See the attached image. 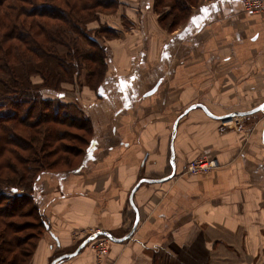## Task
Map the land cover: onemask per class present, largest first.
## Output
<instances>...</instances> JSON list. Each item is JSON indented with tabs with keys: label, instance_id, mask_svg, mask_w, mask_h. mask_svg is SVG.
I'll use <instances>...</instances> for the list:
<instances>
[{
	"label": "crops",
	"instance_id": "0c3cea01",
	"mask_svg": "<svg viewBox=\"0 0 264 264\" xmlns=\"http://www.w3.org/2000/svg\"><path fill=\"white\" fill-rule=\"evenodd\" d=\"M122 2L128 27L111 22L118 37L101 41L106 79L65 99L92 141L76 169L40 178L47 228L29 264L77 250L57 264H264V110L250 114L264 104V15L193 0L173 29L154 0ZM204 156L218 167L187 174ZM87 230L133 234L98 236L99 259L80 247Z\"/></svg>",
	"mask_w": 264,
	"mask_h": 264
},
{
	"label": "trees",
	"instance_id": "16d2710c",
	"mask_svg": "<svg viewBox=\"0 0 264 264\" xmlns=\"http://www.w3.org/2000/svg\"><path fill=\"white\" fill-rule=\"evenodd\" d=\"M118 2L0 0V264H29L46 230L36 177L74 168L90 145L93 126L81 108L45 94L103 83L109 52L101 41L116 30L102 26L92 35L88 25ZM192 2L156 0L155 8L176 29Z\"/></svg>",
	"mask_w": 264,
	"mask_h": 264
},
{
	"label": "rangeland",
	"instance_id": "374dc122",
	"mask_svg": "<svg viewBox=\"0 0 264 264\" xmlns=\"http://www.w3.org/2000/svg\"><path fill=\"white\" fill-rule=\"evenodd\" d=\"M117 1H119L118 2V5H117V7L114 9V8H112V9H110V10H107V11H100V12H98V13H100L99 15H98V17L96 18V20H93L89 25H88V28L91 30V31H93L92 32V35H94L93 33H94V30H98L100 27H104V26H109V27H111V28H113V29H115V30H117L116 28H114V27H112V26H110V24H111V22H117V23H119V25L121 26H118L120 29H122V28H127L128 27V25H127V21L122 17V14H120V12H121V3H123L122 1H124V0H117ZM155 2H156V0H154ZM154 8H155V4H154ZM114 9V10H113ZM157 8H155V10H156ZM121 16V17H120ZM112 25V24H111ZM119 36H120V34H119ZM94 38H96V36H93ZM118 37V33H117V31L115 32V35H114V37L113 38H106V39H115V38H117ZM99 41L100 40H103V39H98ZM102 44V43H101ZM107 63H108V59H107ZM107 75H108V69H107ZM106 75V76H107ZM83 77L84 76H81V77H79V81L80 82H84V79H83ZM42 79H41V77L40 76H38V75H34V76H32V82L34 83V84H36V85H39V84H41L42 83ZM83 87H87V86H83L82 84L81 85H77V87H75V86H72V85H63V87H61V90H63V91H58V92H50V93H46L45 95H46V97H58V95L62 98V100L64 101V102H66L65 101V99L67 100V99H70V98H72V96H74V94L73 93H71L72 91L73 92H79V93H82V91H83ZM71 90V91H70ZM44 91V90H43ZM97 91V90H96ZM57 93V94H56ZM66 103H70V102H66ZM72 103V102H71ZM75 103V102H74ZM77 105H78V103H76ZM79 106V105H78ZM80 107V106H79ZM76 133V132H75ZM92 141V140H91ZM71 144H73V145H75V144H77V146L78 147H84L85 148V146L84 145H82L80 142H78V141H76V142H71ZM90 144H91V142H90ZM90 146V145H89ZM88 149V148H87ZM83 156V155H82ZM81 156V157H82ZM81 157L78 159V161H80V159H81ZM78 167V165H75L74 166V168H71V169H68V170H63V171H54V172H50V171H46V172H44V173H41L40 175H38L39 177H36L37 179L34 181L35 182V184H33L35 187H34V195H35V197H36V200H37V203H38V207L40 208V203H39V199H38V197H39V190H38V188H39V182H40V178L42 177V175L43 174H46V173H64V172H68V171H72V170H74V169H76ZM24 191H22V190H20V193H23ZM41 209V208H40ZM45 218V217H44ZM47 228V227H46ZM87 234H88V236L89 237H91L92 235L90 234V233H92V231H89V230H87V232H86ZM86 234V235H87ZM93 235L95 234V232L94 233H92ZM88 237V238H89ZM88 238H86V239H88ZM97 238V237H96ZM96 240L97 239H95V242H96ZM92 241H94V240H90L89 241V243H91V244H89V246H91V245H93L95 242H92ZM95 248V251H96V255H97V253H98V246H95V245H93V249ZM98 257V256H97ZM101 257H105V256H101Z\"/></svg>",
	"mask_w": 264,
	"mask_h": 264
},
{
	"label": "built area",
	"instance_id": "2783aa9c",
	"mask_svg": "<svg viewBox=\"0 0 264 264\" xmlns=\"http://www.w3.org/2000/svg\"><path fill=\"white\" fill-rule=\"evenodd\" d=\"M239 1L244 9L253 14H263L264 15V0H237ZM264 110V109H263ZM224 121V123L230 122ZM218 167V163L215 159L210 157H200L190 161L186 166V173L189 175H201L207 174ZM101 232V231H100ZM97 232V233H100ZM96 234V233H95ZM95 246H98L97 256L101 259V256H106L108 254V244L104 238H96Z\"/></svg>",
	"mask_w": 264,
	"mask_h": 264
},
{
	"label": "water",
	"instance_id": "95a60500",
	"mask_svg": "<svg viewBox=\"0 0 264 264\" xmlns=\"http://www.w3.org/2000/svg\"><path fill=\"white\" fill-rule=\"evenodd\" d=\"M154 91H155V89H154ZM154 91H151V92H149L147 95H149V94H151V93H153ZM198 106H200L201 108H203L204 109V111L208 114V115H210V116H212V117H214V118H220V117H215V116H213V115H211L210 114V112L205 108V107H203V105H198ZM263 109H264V104L263 105H261L260 107H258L257 109H255L254 111H252V112H250V114H252V113H255V112H261V111H263ZM229 117V118H228ZM227 118H223L224 119V121H229V120H231L232 118V115H230V116H228ZM221 119V118H220ZM146 182H149L150 180H145ZM136 189V188H135ZM135 189L132 191V194H131V204H132V207L136 210V208H135V206H134V204H133V193L135 192ZM137 211V210H136ZM138 219H139V216H138V214H136V221H135V224H134V229L133 230H135V228H136V226H137V224H138ZM133 233H131L130 235H128L127 237H124V238H121V239H117V238H114L112 235H110V234H107V233H104V232H100V233H96V234H94V235H92L91 237H89L80 247L82 248L85 244H87V243H89V241L90 240H93V239H95L96 237H98V236H100V235H104V236H107L110 240H112V241H114V242H116V241H125V240H127V239H129V237L132 235ZM79 250H77L74 254H77V252H78ZM74 254H70V255H64V256H61V257H59V258H56L53 262H52V264H57V263H59V262H61L65 257H71V256H73Z\"/></svg>",
	"mask_w": 264,
	"mask_h": 264
},
{
	"label": "snow or ice",
	"instance_id": "6c2138e0",
	"mask_svg": "<svg viewBox=\"0 0 264 264\" xmlns=\"http://www.w3.org/2000/svg\"><path fill=\"white\" fill-rule=\"evenodd\" d=\"M203 11L207 12L208 10L207 9H203ZM193 22H195V21H193Z\"/></svg>",
	"mask_w": 264,
	"mask_h": 264
},
{
	"label": "bare ground",
	"instance_id": "6f19581e",
	"mask_svg": "<svg viewBox=\"0 0 264 264\" xmlns=\"http://www.w3.org/2000/svg\"><path fill=\"white\" fill-rule=\"evenodd\" d=\"M106 40V39H105ZM102 45H103V43H102ZM106 54V53H105Z\"/></svg>",
	"mask_w": 264,
	"mask_h": 264
}]
</instances>
